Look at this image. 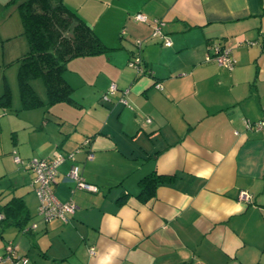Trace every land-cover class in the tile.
Segmentation results:
<instances>
[{"label": "crops", "instance_id": "obj_1", "mask_svg": "<svg viewBox=\"0 0 264 264\" xmlns=\"http://www.w3.org/2000/svg\"><path fill=\"white\" fill-rule=\"evenodd\" d=\"M63 2L111 49L67 62L73 103L40 110L45 87L37 93L42 105L24 108L19 97L14 111L26 114L10 133L23 159L74 152V161L58 166L53 192L76 209L67 220L35 217L34 172L19 164L12 175L21 177L20 187L0 205L21 198L24 227H35H0V255L12 241L27 264H99L112 248V264H264V127L245 126L264 119V0ZM138 12L147 21L134 19ZM12 16L0 25L3 47L23 31L20 14ZM154 19L170 45L150 37ZM212 42L231 48L232 69L205 60ZM134 52L142 72L128 66ZM112 82L116 90L103 102ZM11 100L1 109L11 110ZM29 125L45 135L31 138L22 130ZM72 162L97 191L66 181ZM151 171L171 177L141 201L138 181ZM242 190L250 201L239 198Z\"/></svg>", "mask_w": 264, "mask_h": 264}, {"label": "trees", "instance_id": "obj_2", "mask_svg": "<svg viewBox=\"0 0 264 264\" xmlns=\"http://www.w3.org/2000/svg\"><path fill=\"white\" fill-rule=\"evenodd\" d=\"M18 9L22 32L28 43L27 51L18 58L17 67L21 106L30 108L42 105L40 97L30 83L36 78L41 79L46 90L47 101L43 103L45 108L57 102L73 103V88L63 75L67 62L74 57L96 55L111 48L106 46L93 28L67 7L63 0H22L18 3ZM9 103L10 93L5 85L0 94V105L8 106ZM170 177L156 171L142 176L138 181L139 190L136 197L147 201L155 195L156 188L167 182ZM127 195L122 192L119 199L123 201ZM0 211L5 213L0 220V227L14 223L25 232L32 228L24 227L29 214L21 198L11 197L0 205ZM40 219L43 220L41 217Z\"/></svg>", "mask_w": 264, "mask_h": 264}, {"label": "built area", "instance_id": "obj_3", "mask_svg": "<svg viewBox=\"0 0 264 264\" xmlns=\"http://www.w3.org/2000/svg\"><path fill=\"white\" fill-rule=\"evenodd\" d=\"M134 19L139 21H147V16L141 12L134 14ZM155 24L153 25L150 37L158 38L162 44L170 45V38L161 30V20L154 19ZM246 44H251L252 41L246 39ZM142 41L136 39L135 44L138 48L141 47ZM205 60L214 61L217 64L226 66L232 69L236 63L235 58L232 55L231 48L227 45L212 42L208 45L207 52L205 54ZM128 66L135 68L137 72L143 71V61L139 52H134L132 57L128 61ZM156 87L160 88V84L157 83ZM116 90V84L110 83L106 93L102 95L103 101H109V95ZM128 89H125L127 92ZM125 102V101H124ZM247 128L261 129L264 127V119L258 122H245ZM90 138H86L83 144L87 145ZM88 158L92 157V153L88 152ZM69 158L74 161V152H68L66 154L57 153L48 157L43 158H21L16 151H13V159L17 164H21L34 172L33 185L34 191L38 198L37 213L44 220L47 221L54 216L61 217L63 220H67V214L73 213L76 209V205L72 201L62 202L60 201L53 192V184L56 182V176L58 172V166L66 159ZM66 181L71 182L75 185V188L97 191V186L86 182L80 175L79 166L77 163L72 162L65 176ZM239 198L244 201H250L251 196L245 190H242L239 194ZM3 216L0 214V220ZM35 224L32 225V228ZM93 252V249H91ZM10 260L11 264H27L28 258L24 255L17 254L16 246L12 241H8L5 245V252L0 255V260Z\"/></svg>", "mask_w": 264, "mask_h": 264}, {"label": "rangeland", "instance_id": "obj_4", "mask_svg": "<svg viewBox=\"0 0 264 264\" xmlns=\"http://www.w3.org/2000/svg\"><path fill=\"white\" fill-rule=\"evenodd\" d=\"M21 1L22 0H16V1L9 0L6 4L3 3V5L4 4L5 5L4 8L0 9V25L1 22L3 21V18L6 15L10 16L9 19H13L12 15H16V14L19 15L17 5ZM15 6L17 11L14 10ZM1 31L3 30H1L0 28V32ZM18 40H22V41H18ZM15 42L17 43L7 44V47L6 45H4L3 47L2 43H0V94L3 91V87L5 86V82H6V86L10 88L9 90L10 97H12L11 110L9 111L2 110L0 107V192H2V194L5 192V195L2 198H0V203L6 201L7 197L9 195H12V193L15 191V189H17V187H20L18 185H20V182L22 181L21 177H15L14 175H12L13 171H16L22 166L13 161V157H12L13 150H15L16 148H14L12 144L13 141L11 140L10 129L13 126L15 128L19 123L23 122L22 119L24 118V114H26L25 113L26 111H24L23 109L19 110L18 113L14 111L15 109H18L20 106L19 88L17 82V67L19 65V61L16 59L21 55H23L27 51V47H28L23 32L17 35ZM11 46H13V48L10 50L9 48H11ZM30 83L33 88L35 87L34 89H36L35 90L36 93L40 94L41 92H43L44 86L40 78L32 79ZM73 95L77 97V94L72 93V96ZM42 109H45V107L40 108V110ZM32 112H38V111H32ZM27 114H31L30 116L35 118L36 121L37 118L36 113L34 114L27 113ZM22 130L25 131V134L30 135L31 138L34 137L37 138L38 136L45 135V129L38 132L33 131L34 126H30V125L27 126L26 128H23ZM33 132H37V133H33ZM33 213L35 214V217L38 214L37 210H35Z\"/></svg>", "mask_w": 264, "mask_h": 264}, {"label": "clouds", "instance_id": "obj_5", "mask_svg": "<svg viewBox=\"0 0 264 264\" xmlns=\"http://www.w3.org/2000/svg\"><path fill=\"white\" fill-rule=\"evenodd\" d=\"M117 255V249L112 248L109 252L104 255V257L100 260L99 264H112L113 257Z\"/></svg>", "mask_w": 264, "mask_h": 264}]
</instances>
